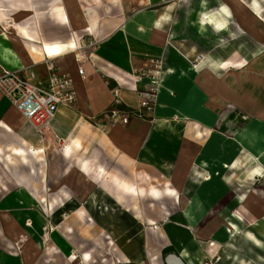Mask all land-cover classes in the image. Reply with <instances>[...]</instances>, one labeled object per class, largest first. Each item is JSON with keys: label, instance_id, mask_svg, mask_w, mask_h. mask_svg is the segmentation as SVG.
<instances>
[{"label": "crops", "instance_id": "crops-1", "mask_svg": "<svg viewBox=\"0 0 264 264\" xmlns=\"http://www.w3.org/2000/svg\"><path fill=\"white\" fill-rule=\"evenodd\" d=\"M259 1L0 0V73L45 82L51 57L75 93L41 134L0 94V264H264V172L245 192L228 180L244 158L264 171ZM91 41L79 77L70 49ZM150 58L165 71L153 111L104 128L138 110L131 73Z\"/></svg>", "mask_w": 264, "mask_h": 264}, {"label": "built area", "instance_id": "built-area-1", "mask_svg": "<svg viewBox=\"0 0 264 264\" xmlns=\"http://www.w3.org/2000/svg\"><path fill=\"white\" fill-rule=\"evenodd\" d=\"M97 43H79L70 52L73 56L77 74L84 76V66L91 62V55ZM198 56L195 65L201 63ZM43 64L47 70L45 82L36 81L33 74L23 75L18 71L2 69L0 73V94L17 111L21 118L31 126L37 134L47 128L54 119L59 106L70 107L75 102L73 82L70 76L61 74L51 57H46ZM164 65L162 59L148 60L147 66L131 73L133 88L137 96L138 110L127 111L113 108L104 114L107 127L126 126L132 118L146 120L147 114L155 107L158 95L164 82ZM120 87L115 84L111 90L114 102L117 103ZM61 145V141L57 140ZM165 224V220L162 222ZM160 224H152L153 230L159 229ZM218 257H213L205 264H217Z\"/></svg>", "mask_w": 264, "mask_h": 264}, {"label": "rangeland", "instance_id": "rangeland-1", "mask_svg": "<svg viewBox=\"0 0 264 264\" xmlns=\"http://www.w3.org/2000/svg\"><path fill=\"white\" fill-rule=\"evenodd\" d=\"M251 5V0H242V7L246 8L247 6ZM178 10H177V15L175 18V22L178 23V28L179 31L181 33V35L186 36L188 34L187 32V28L185 26L186 21H187V1H184L182 3H178ZM258 11L261 12L260 15H262L264 17V0H260L259 1V5H258ZM263 93V92H261ZM260 93V95H261ZM259 95V96H260ZM258 131L260 132V126L257 127ZM264 148V147H262ZM255 162L254 161H249L246 160L245 158L242 160V165L241 167H239V169L236 170V172H233L232 174H230V176H228V180L233 182V186L235 190H240V187H242V191L245 192V189H247L248 187L250 188H256L257 184L260 183L261 179H262V173L264 171H262V169H260V166H258L257 168H253L252 167H256L255 166ZM258 169V174L257 176L252 175V172ZM255 172V171H254ZM262 174V175H261ZM249 188V189H250ZM247 193V192H246ZM9 214V212H4ZM13 213L16 214V212L14 211ZM19 214H23L22 209L19 210ZM21 226V225H20ZM210 246L213 248L214 244H210ZM208 261H206L205 263H207ZM203 263V264H205Z\"/></svg>", "mask_w": 264, "mask_h": 264}, {"label": "bare ground", "instance_id": "bare-ground-1", "mask_svg": "<svg viewBox=\"0 0 264 264\" xmlns=\"http://www.w3.org/2000/svg\"><path fill=\"white\" fill-rule=\"evenodd\" d=\"M204 8V7H203ZM261 18V17H260ZM249 127V126H248ZM237 134V133H236ZM240 138H241V142L243 143V145L245 147H247L248 149L251 148V146L253 145V141H255L253 139V134L251 133V131L249 129H243L241 131V133L239 134ZM234 139V138H233ZM237 142V141H236ZM260 142V141H259ZM246 144V145H245ZM254 146V145H253ZM243 148V147H242ZM259 148V147H258ZM251 150V149H250ZM264 151V150H263ZM253 152V151H252ZM258 159V158H257ZM262 183L264 184V179L262 181ZM253 193V192H252ZM254 194V193H253ZM173 258L168 260L169 264H174L172 261ZM177 262V261H176Z\"/></svg>", "mask_w": 264, "mask_h": 264}, {"label": "clouds", "instance_id": "clouds-1", "mask_svg": "<svg viewBox=\"0 0 264 264\" xmlns=\"http://www.w3.org/2000/svg\"><path fill=\"white\" fill-rule=\"evenodd\" d=\"M254 2H255V0H254ZM225 25L224 24H219V25H217V27L218 28H220V27H224ZM235 38V37H234ZM227 67V65H224V64H220V65H213V68L215 69V68H226Z\"/></svg>", "mask_w": 264, "mask_h": 264}]
</instances>
